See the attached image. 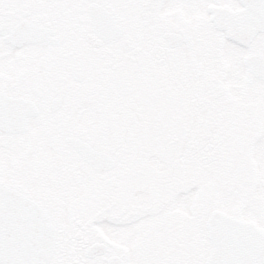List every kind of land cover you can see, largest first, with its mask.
Segmentation results:
<instances>
[{"label":"flooded vegetation","instance_id":"flooded-vegetation-1","mask_svg":"<svg viewBox=\"0 0 264 264\" xmlns=\"http://www.w3.org/2000/svg\"><path fill=\"white\" fill-rule=\"evenodd\" d=\"M239 11L0 0V158L40 190L0 186L46 210L48 264H205L218 213L264 232V31L234 40Z\"/></svg>","mask_w":264,"mask_h":264},{"label":"water","instance_id":"water-1","mask_svg":"<svg viewBox=\"0 0 264 264\" xmlns=\"http://www.w3.org/2000/svg\"><path fill=\"white\" fill-rule=\"evenodd\" d=\"M243 7L242 11L230 13V17L219 24L224 28L234 40L241 42L247 36L251 37L264 31V0H238ZM221 18V17H219ZM90 154V157H103L99 153L81 147ZM4 192V244L0 249V260L6 264H12L20 248L28 255L34 264H48L55 245V232L47 212L36 203L25 196L1 187ZM39 209L43 219L38 220L32 213V209ZM224 224L238 225L243 228L259 230L254 224L244 223L218 213L207 222L209 238L213 244V249L209 254L205 264H212L216 256L218 247L222 243L229 246H242L244 243L236 236L224 237L221 239L219 227ZM262 232V231H261ZM18 237L24 238V244L18 245Z\"/></svg>","mask_w":264,"mask_h":264},{"label":"snow or ice","instance_id":"snow-or-ice-1","mask_svg":"<svg viewBox=\"0 0 264 264\" xmlns=\"http://www.w3.org/2000/svg\"><path fill=\"white\" fill-rule=\"evenodd\" d=\"M4 207V192L3 189H0V249L3 247L5 234ZM32 213L38 220L43 219L39 209H32ZM219 231L221 239L236 236L244 243L242 246H229L222 243L218 247L212 264H264V232L232 224L221 225ZM24 242L23 237H18V245L24 244ZM0 264H6V262L0 260ZM12 264H34V262L20 248Z\"/></svg>","mask_w":264,"mask_h":264},{"label":"rangeland","instance_id":"rangeland-1","mask_svg":"<svg viewBox=\"0 0 264 264\" xmlns=\"http://www.w3.org/2000/svg\"><path fill=\"white\" fill-rule=\"evenodd\" d=\"M16 159H17L16 157L0 158V171H1L0 174L3 171L4 173H6L5 176L7 175L8 177H13L15 181H19L21 183L23 182L24 186L28 184L32 185L31 190L33 192V196L38 197L36 192L40 190L38 189V187H40L39 178H37L36 173H32V172H29L28 178L25 176L26 179H24L23 177H20L21 169L20 168L16 169V167L14 168V164L17 161ZM21 178H23V180H26L27 182L24 183V181H22ZM10 182H14V181H10Z\"/></svg>","mask_w":264,"mask_h":264}]
</instances>
